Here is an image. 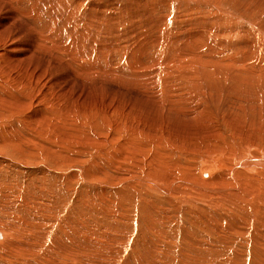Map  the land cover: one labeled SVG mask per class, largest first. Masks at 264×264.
Returning <instances> with one entry per match:
<instances>
[{
    "label": "rangeland",
    "instance_id": "rangeland-1",
    "mask_svg": "<svg viewBox=\"0 0 264 264\" xmlns=\"http://www.w3.org/2000/svg\"><path fill=\"white\" fill-rule=\"evenodd\" d=\"M216 25L232 33L199 36ZM0 29L6 66L0 64V227L6 229L0 264H264V257L254 262L264 243L259 222L232 207L235 200L223 220L208 222L202 203L183 201L179 208L176 190L168 200L134 181L201 182L195 172L203 155L232 158L230 150L243 144L246 153L264 158L263 92L235 90L204 100L187 93L184 116L147 96L136 78L147 71L164 78L188 74L187 60L205 53L220 60L221 70L237 60L235 71H264V0H0ZM156 78L147 80L155 86ZM222 222L226 235L214 242L202 225ZM202 235L216 243L213 253L186 248Z\"/></svg>",
    "mask_w": 264,
    "mask_h": 264
},
{
    "label": "bare ground",
    "instance_id": "bare-ground-1",
    "mask_svg": "<svg viewBox=\"0 0 264 264\" xmlns=\"http://www.w3.org/2000/svg\"><path fill=\"white\" fill-rule=\"evenodd\" d=\"M64 1V0H62ZM11 2V1H10ZM74 2V1H73ZM68 3V1H67ZM219 4V3H218ZM62 5V4H61ZM67 5V4H65ZM95 7V6H94ZM152 9V8H151ZM262 9V8H261ZM11 10V9H10ZM60 10V9H58ZM62 10V9H61ZM60 10V12H61ZM82 10V9H81ZM221 10V8H220ZM67 11V10H66ZM85 11V10H84ZM224 11V10H223ZM64 12V10H63ZM74 12V11H73ZM72 12V13H73ZM163 12V11H162ZM71 13V14H72ZM57 14V13H56ZM73 14H76L75 12ZM134 14V13H133ZM70 15V13H69ZM67 15V16H69ZM149 15V14H148ZM165 15V14H164ZM167 15V14H166ZM62 16V15H61ZM80 16V15H79ZM159 16V15H158ZM163 17V16H162ZM165 17V16H164ZM163 17V18H164ZM59 18V17H58ZM61 18V17H60ZM71 18V17H70ZM126 18V17H125ZM150 18V17H149ZM14 19V18H13ZM68 19V18H67ZM86 19V18H85ZM217 20H220L219 17H216ZM100 20V19H99ZM121 20V19H120ZM163 20V19H162ZM225 19H223L224 21ZM59 21V20H58ZM98 21V20H97ZM122 21H124L122 19ZM134 21V20H133ZM153 21V20H152ZM151 21V22H152ZM221 21V20H220ZM135 22V21H134ZM142 22V21H141ZM156 22V21H155ZM159 22H161L159 20ZM62 23V22H60ZM112 23V22H111ZM218 23V22H217ZM154 23H152V25L150 24V26H153ZM234 24V23H233ZM47 25V24H46ZM62 26V24H59L57 26ZM76 25V24H75ZM138 25V24H137ZM155 25H157L155 23ZM154 25V26H155ZM206 25V24H205ZM49 26V25H48ZM77 26V25H76ZM81 26V25H80ZM78 26V27H80ZM145 26V25H144ZM153 26V28H155ZM201 26V25H200ZM217 26V25H216ZM2 27V25H1ZM112 27V26H110ZM148 27V26H147ZM231 27V26H230ZM9 28V27H8ZM54 28V27H53ZM60 28V27H59ZM113 28V27H112ZM110 28V29H112ZM139 28V27H138ZM204 28V27H202ZM224 28V27H223ZM52 29V28H51ZM62 29V27L60 28V30ZM81 29V28H80ZM115 29V27L113 28V30ZM141 29V27H140ZM158 29V28H157ZM235 29V28H234ZM239 29V28H238ZM2 30V29H0ZM16 30V29H15ZM53 30V29H52ZM143 30V29H142ZM200 30V29H199ZM205 30V29H204ZM231 28H227V29H223L222 27H215L212 28L208 34H200L199 36L201 38H204L206 35H209L210 39L213 38L215 35H218L216 37H218L219 35L222 34H229L230 32L232 33ZM46 31V30H45ZM50 31V30H48ZM151 31V30H150ZM55 32V31H54ZM127 32V31H126ZM132 32V31H131ZM197 32V31H195ZM11 33V32H10ZM114 33V31L112 32ZM159 33V32H158ZM172 33V32H171ZM199 33V32H198ZM234 33H237L234 32ZM15 34V33H14ZM119 34V33H118ZM138 34V33H137ZM170 34V33H169ZM13 35V33H12ZM78 35V34H77ZM140 35V34H139ZM143 35V34H142ZM141 35V36H142ZM150 35V34H149ZM171 35V34H170ZM51 36V35H50ZM56 36V35H55ZM64 36V35H62ZM69 36V35H68ZM74 36V35H73ZM124 36V35H123ZM9 37V36H8ZM19 37V36H18ZM58 37V36H56ZM143 37V36H142ZM153 37V36H152ZM158 37V36H157ZM196 37V36H195ZM12 38V37H11ZM70 38V37H69ZM99 38V37H98ZM132 38V37H131ZM155 37H153L154 39ZM165 38V37H164ZM198 38V37H197ZM10 39V38H9ZM47 39V38H46ZM50 39V38H48ZM53 39V38H52ZM137 39V38H136ZM144 39V38H143ZM156 38V41L157 42ZM171 41H173L172 37L170 38ZM177 39V38H176ZM179 39V38H178ZM208 39V38H207ZM8 40V38H7ZM147 40V38H146ZM149 40V39H148ZM147 40V42H148ZM165 40V39H164ZM180 40V39H179ZM50 41V40H49ZM68 41V40H67ZM71 41V40H69ZM114 41V40H113ZM131 41V40H130ZM154 41V40H153ZM193 41V40H192ZM196 41V40H195ZM194 41V42H195ZM199 41V40H198ZM207 41V40H206ZM14 42V41H13ZM40 42V41H39ZM133 42V41H132ZM141 42V41H140ZM164 42V41H163ZM200 42V41H199ZM153 43V42H152ZM211 43V42H210ZM9 44V43H8ZM15 44V43H14ZM17 44V43H16ZM138 44V43H137ZM141 44V43H140ZM151 44V43H150ZM149 44V45H150ZM156 44V43H155ZM185 44V43H183ZM50 45V44H49ZM117 45V44H116ZM148 45V46H149ZM152 45V44H151ZM197 45V44H196ZM247 45V44H246ZM42 46V45H41ZM45 47V45H43ZM54 46V44H53ZM56 46V45H55ZM141 46V45H140ZM155 46V45H154ZM162 46V45H161ZM181 46V45H180ZM190 46V45H189ZM118 47V45H117ZM117 47H115L117 49ZM142 47V46H141ZM140 47V48H141ZM146 47V44H145ZM50 48V47H49ZM139 48V46H138ZM148 48V47H147ZM169 48V47H168ZM176 48V47H175ZM192 48V47H191ZM8 49V47H7ZM37 49V48H36ZM56 49L62 50V48L56 47ZM153 49V48H152ZM179 49V48H177ZM188 49V48H187ZM26 50V49H25ZM32 50V49H31ZM34 50V49H33ZM32 50V51H33ZM65 50V48H64ZM67 50V48H66ZM140 50V49H139ZM142 50V48H141ZM146 51V49H144ZM180 50V49H179ZM184 50V49H183ZM20 51V50H19ZM103 51V50H102ZM156 51V50H155ZM182 51V48H181ZM242 51V50H241ZM165 52V51H163ZM177 52V51H176ZM140 53V52H139ZM142 53V51H141ZM162 53V52H161ZM173 53V52H172ZM208 53V51H207ZM211 53H215V51H211ZM1 54V53H0ZM8 54V53H6ZM28 54V53H27ZM73 54V53H71ZM70 54V55H71ZM166 54V53H165ZM177 54V53H176ZM180 54V53H179ZM185 54V53H184ZM183 54V55H184ZM204 54V53H203ZM210 54V53H208ZM142 55V54H141ZM146 55V52H145ZM167 55V54H166ZM174 55V54H172ZM187 55V54H185ZM184 55V56H185ZM200 55V54H199ZM207 54L205 53L204 56H202V54L199 56L198 61H194L193 59H189L190 61L187 60V65L186 63H184V65H186L188 67L187 70L188 74H177L174 76H170V77H165L163 76V73L161 71L157 72L156 74L153 73L152 71L145 74H141L137 75V79L139 80V82H137V84H140V87L142 88L143 92H146L147 96L154 97V101H156L158 104L159 102H161L163 105H165V107L168 108V110L170 111L171 109H173L175 112H183L186 109H188L187 107L189 106L190 102H187L185 100L189 99L190 97H199L200 100L201 99H206L208 96L210 97L212 94H219V93H229L231 91H235L237 90L238 93H243L245 95V93H248L250 91H252L253 94H255L256 92H258L262 95V92L264 93V71H260L258 73H253L255 71L254 67H248L249 72L248 71H235L232 67L236 66L237 60L233 61V62H228L225 65L226 69L225 70H221L220 66L222 65L220 63V60L217 58L215 60H208L209 56L205 57ZM134 56V55H133ZM143 56V55H142ZM141 56V57H142ZM151 56V55H150ZM164 56V54H163ZM0 57H2L0 55ZM11 57V56H10ZM121 57V56H120ZM131 57V56H130ZM129 57V58H130ZM136 57V56H134ZM133 57V58H134ZM138 57V56H137ZM182 57V56H181ZM9 58V57H8ZM20 58V57H19ZM72 58V57H71ZM106 58V57H105ZM113 58V57H112ZM132 58V57H131ZM130 58V60H132ZM147 58V57H146ZM162 58V56H161ZM168 58V57H167ZM186 58V56H185ZM189 58V57H188ZM187 58V59H188ZM234 58V57H233ZM4 59V58H3ZM138 59V58H137ZM135 58V61L137 60ZM145 59V58H144ZM142 60L141 61H146V60ZM148 59V58H147ZM264 59V58H262ZM22 60V59H21ZM78 60V59H77ZM93 60V59H92ZM129 60V61H130ZM153 60V59H152ZM162 60V59H161ZM166 60V59H165ZM174 60V59H173ZM103 61V60H102ZM135 61H133L135 63ZM140 61V62H141ZM183 61V60H182ZM2 61H0V64ZM22 62V61H21ZM24 62V61H23ZM108 62V61H107ZM138 61V63H140ZM148 62V61H147ZM146 62V63H147ZM152 62V61H151ZM150 62V63H151ZM160 62V61H159ZM158 62V63H159ZM105 63V62H104ZM110 63V62H109ZM145 63V64H146ZM176 63V62H175ZM136 64V63H135ZM141 64V63H140ZM149 66L152 67V65H150L149 63H147ZM147 64L145 65V68H147ZM157 64V63H155ZM166 64V63H165ZM5 65V63H4ZM2 64V66H4ZM7 65V64H6ZM16 65V64H15ZM58 65V63H57ZM144 66V63L142 64ZM142 65L138 66L142 68ZM181 65V64H179ZM95 66V65H94ZM137 66V64H136ZM133 66L135 68L138 69V67ZM232 66V67H231ZM6 67V66H4ZM11 67V66H10ZM65 67V66H64ZM93 67V66H92ZM150 67V68H151ZM158 67V66H157ZM160 67V66H159ZM223 67V66H222ZM60 68V67H59ZM134 68V69H135ZM141 68H139L138 70H140ZM144 68V67H143ZM142 68V69H143ZM219 68V69H218ZM6 69V68H5ZM9 69V68H7ZM42 69V68H41ZM104 69V68H103ZM165 69V68H164ZM168 69V68H167ZM229 69H231L232 71H230ZM245 69L247 70V68L245 67ZM242 69V70H245ZM4 70V69H3ZM1 70V71H3ZM10 70V69H9ZM136 70V69H135ZM145 70V69H144ZM151 70V69H150ZM163 70V69H162ZM171 70V69H170ZM172 70H175L174 68H172ZM8 71V70H5ZM26 71V70H25ZM31 71V70H30ZM168 71V70H167ZM177 71V70H176ZM180 71V70H179ZM145 72V71H144ZM3 73V72H2ZM33 73V72H32ZM138 74V71L136 72ZM167 73V72H166ZM165 73V74H166ZM170 73V72H169ZM168 73V75H169ZM179 73V72H178ZM6 74V73H5ZM131 74V73H129ZM127 74V75H129ZM134 74V73H133ZM152 74L153 78L157 77L154 81H156V85L152 86V84H150V81L147 80V78H149V75ZM11 75V74H10ZM26 75V74H25ZM44 75V74H43ZM75 75V74H74ZM8 76V75H7ZM48 76V75H47ZM125 76V75H124ZM131 76V75H130ZM10 77V76H9ZM13 77V76H12ZM34 77V76H33ZM59 77L60 74H59ZM135 77V76H133ZM151 77V76H150ZM17 78V77H16ZM15 78V79H16ZM131 78V77H129ZM128 78V79H129ZM159 78V79H158ZM161 78H163L162 81V86H160L159 81H161ZM12 79V78H10ZM17 80V79H16ZM65 80V79H64ZM120 80V79H119ZM131 80V79H130ZM25 81V79H24ZM15 82V80H14ZM152 82V81H151ZM251 82V83H250ZM19 83V82H18ZM161 83V82H160ZM93 84V83H92ZM252 84V85H251ZM254 85V86H253ZM211 86V89H207L208 87ZM58 88V87H57ZM183 90H187L186 92H184ZM142 92V93H143ZM255 92V93H254ZM186 93V94H185ZM187 93H189L190 97H186L187 99H185V95H187ZM236 93V92H234ZM145 94V93H143ZM243 94H241V97L243 98ZM257 94V95H259ZM229 95V94H228ZM233 95V94H232ZM243 95V96H242ZM248 95V94H247ZM147 96L145 98H147ZM215 96V95H213ZM215 96V97H216ZM263 96V95H262ZM261 96V97H262ZM208 97V98H209ZM248 97V96H247ZM246 97V98H247ZM66 98V97H65ZM191 98V100L193 99ZM212 98V97H211ZM245 98V97H244ZM263 98V97H262ZM195 99V98H194ZM249 99V98H248ZM260 99V98H259ZM198 100V99H197ZM150 104H151V108H155L156 105L153 104L152 99H148L147 100ZM189 101V100H188ZM208 101V100H207ZM148 104V103H147ZM205 104V103H204ZM207 104V103H206ZM198 102H197V106H198ZM66 106V105H65ZM201 106V105H200ZM210 106V105H209ZM164 107V106H163ZM258 107V105H257ZM261 107V106H259ZM205 107L201 108L202 110ZM40 109V108H39ZM185 109V110H184ZM154 110V109H153ZM189 110L192 111H196V110H200V108H196L192 106L190 107ZM264 110V109H263ZM156 111V109H155ZM167 111V110H166ZM248 111V110H247ZM46 112V110H45ZM158 112V111H157ZM48 113V112H46ZM184 113V112H183ZM186 113V112H185ZM184 113V116H185ZM107 114V113H106ZM164 114V113H163ZM201 114V113H200ZM52 115V114H51ZM166 115V114H165ZM174 116V115H173ZM178 116V115H177ZM182 116V115H180ZM192 117V116H191ZM190 117V118H191ZM196 117L197 118H200ZM193 118V117H192ZM194 119V118H193ZM200 120V119H198ZM202 120V119H201ZM69 121V120H68ZM176 121V120H175ZM193 121V120H192ZM197 121V120H196ZM195 121V122H196ZM226 121V120H225ZM202 122H204L202 120ZM212 126V125H211ZM213 127V126H212ZM231 127V126H230ZM214 130V129H213ZM155 131V130H154ZM213 134V133H211ZM210 134V135H211ZM240 134V133H239ZM204 135V134H203ZM208 135V134H207ZM217 135V134H216ZM220 136V135H219ZM207 137V136H206ZM249 143V142H248ZM210 144V143H209ZM217 144V143H216ZM219 145V144H218ZM222 145V144H221ZM255 145V144H254ZM217 146V145H216ZM232 146V145H231ZM218 147V146H217ZM222 147V146H221ZM226 147V146H225ZM238 147V146H237ZM251 147V146H250ZM231 148V147H230ZM235 148V147H234ZM249 148V146H248ZM237 151H236V150ZM233 150V159L231 158V154H220L218 155V157H211L209 154V156L203 155V167L196 173V175L198 176L199 174V178L202 180L201 182L198 181H192L189 180L188 178H181L180 180L174 181H170L168 184L165 183L163 184L162 182H160L159 179L156 178H152V177H145V178H140L137 177L136 179H134V181L138 182V183H144L146 184L149 188H153L158 190L157 192H159L160 194L165 195L164 197L167 198L168 200L170 198H172L169 194L171 193H175L174 190L177 191V193H179L180 195L176 196L174 195V197H176V200H178V207L182 208V205L184 204L183 201H185V203H187V201H189V205H197L198 203H202L201 205H197L198 209L200 210L201 213H203L206 216V220L208 222H213L218 216L223 220L224 218V213L225 211L230 210V205L233 202V200H235V203L233 204L232 207L234 206H238L240 208H243V215L244 217L251 222H259V224L256 226L258 227L259 233L264 237V158L259 157L257 154H253L250 155L248 154V152L246 153V148L244 147V144L242 147H238L235 148ZM252 150V149H251ZM230 153V152H229ZM202 157V154H201ZM200 157V158H201ZM168 163V162H167ZM177 164V163H176ZM174 163V165H176ZM179 164V163H178ZM258 166H262V171L261 173L257 174L255 172H257ZM261 168V167H260ZM258 168V169H260ZM182 169V168H181ZM173 170H171L172 172ZM162 172V171H161ZM166 172V171H163ZM170 172V175L172 176V174L175 172L173 171L172 173ZM260 172V170H259ZM176 173V172H175ZM194 173V172H193ZM74 175V173H72ZM71 174V175H72ZM263 174V175H261ZM195 175V174H194ZM196 177V176H195ZM175 178V176H174ZM122 179V178H121ZM131 179V178H130ZM130 179L126 180L124 178V181H129ZM123 180V179H122ZM132 180V179H131ZM196 180V179H195ZM133 181V182H134ZM168 181V180H167ZM145 185V186H146ZM194 189V190H193ZM206 190V191H205ZM195 191V192H193ZM197 191V192H196ZM193 192V193H192ZM199 192V193H198ZM200 195H203L204 197H200ZM171 200V199H170ZM175 200V201H176ZM65 202V201H64ZM197 204H195V203ZM254 203V204H253ZM62 204V203H61ZM212 206V208H211ZM116 212V211H115ZM259 215V216H258ZM0 227V244L3 243L5 237H6V229ZM202 228L206 231V234L208 232L211 233V235L214 236L213 241H222V239L224 238L225 234V225L224 223H220V224H206V225H202ZM188 231V230H187ZM211 231V232H210ZM189 232V231H188ZM104 233H106L104 231ZM187 234V233H186ZM189 234V233H188ZM107 235V234H106ZM15 235L11 234L10 235V239H12V237H14ZM110 236V235H109ZM199 235H197L196 237H198ZM201 236V235H200ZM199 236V237H200ZM203 236V235H202ZM198 237V238H199ZM204 237V239H203ZM201 237L202 240L201 242H198V240L189 239L186 243V248L188 246V248H191L192 251H194L193 253L196 254H202L204 256V254L210 253V251H214V248L216 246V243L211 244L212 239H209V236H203ZM118 238V237H116ZM110 239V238H109ZM148 243H151L149 241H147ZM189 242V243H188ZM146 243V241H145ZM144 243V244H145ZM146 243V245L148 244ZM86 244V243H84ZM145 245V246H146ZM185 245V244H184ZM86 246V245H85ZM144 246V247H145ZM152 246V245H151ZM10 245H6L5 249H7L8 253L10 252ZM173 249V248H172ZM157 252L159 251L158 249ZM183 250V249H182ZM22 253L29 251V248L27 246L21 248L20 250ZM92 251V250H91ZM164 251V257H167V254H169V249L165 248L163 249ZM187 251V249H186ZM88 252V251H85ZM85 252H81L80 254H86ZM137 252V251H136ZM149 252V251H148ZM154 252V251H153ZM172 252V251H171ZM6 253V251H5ZM145 253V252H144ZM152 253V252H151ZM189 253V252H187ZM213 253V252H212ZM139 254V253H138ZM150 254V253H149ZM155 255V253H153ZM194 254V256L196 255ZM171 255V254H170ZM210 255V254H209ZM141 256V254H140ZM139 256V257H140ZM185 256V257H184ZM183 257L186 258V253ZM188 256H190L188 254ZM194 256H190L189 259H196ZM206 256V255H205ZM212 256V255H211ZM170 257V256H169ZM182 257V258H183ZM198 257V256H197ZM255 257V261L259 263V260L262 259L264 257V243H260V246L258 247L257 251L254 254ZM141 258V257H140ZM143 258V257H142ZM149 258V257H148ZM203 258V257H202ZM210 258V257H209ZM188 257L186 259H182V260H187ZM143 260V259H142ZM181 260V261H182ZM203 260H205V257L203 258ZM207 260V258H206ZM205 260V261H206ZM152 261V260H151ZM190 261V260H188ZM184 263V264H188ZM198 261H200V259H198ZM208 261V260H207ZM143 262V261H142ZM193 262V261H192ZM79 263L78 260L74 263ZM145 263V262H144ZM182 263V262H181ZM201 264H203L202 262H200ZM152 264V263H151ZM153 264H157L156 259L154 261ZM195 264H197V262H195Z\"/></svg>",
    "mask_w": 264,
    "mask_h": 264
}]
</instances>
